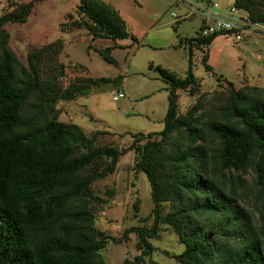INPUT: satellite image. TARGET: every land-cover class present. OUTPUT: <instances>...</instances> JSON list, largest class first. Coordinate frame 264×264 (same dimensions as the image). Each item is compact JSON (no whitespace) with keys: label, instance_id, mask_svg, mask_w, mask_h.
I'll return each instance as SVG.
<instances>
[{"label":"trees","instance_id":"obj_1","mask_svg":"<svg viewBox=\"0 0 264 264\" xmlns=\"http://www.w3.org/2000/svg\"><path fill=\"white\" fill-rule=\"evenodd\" d=\"M38 1H10L11 9L0 15V264H108L101 250L132 232L139 254L123 264H147L156 248L150 239L166 225L184 248L162 252L180 264H264V87L236 89L227 80L229 87L213 91L205 104L203 93L179 111V91L192 97L200 87L193 47L230 33L202 36V23L194 37L184 38L189 51L183 77L150 65L167 84L163 127L131 133L121 147L100 143L106 130L86 133L60 120L56 107L104 84L117 86L120 76H79L63 87V65L56 60L61 39L29 51L26 65L10 48L4 25L24 23ZM232 3L264 26V0ZM77 8L80 17L72 25L92 39L112 40L99 52L116 63L111 50L130 35L119 12L104 0H79ZM202 61L219 81L222 75L212 72L206 54ZM128 151L135 154V175L142 172L149 182L153 206L140 224L115 236L96 225V210L106 199L94 193L93 183L113 174ZM139 203L133 202L136 213Z\"/></svg>","mask_w":264,"mask_h":264},{"label":"rangeland","instance_id":"obj_2","mask_svg":"<svg viewBox=\"0 0 264 264\" xmlns=\"http://www.w3.org/2000/svg\"><path fill=\"white\" fill-rule=\"evenodd\" d=\"M10 1L29 0H0V15L11 9ZM104 1L119 12L130 35L135 38L129 35L116 40L123 45L111 50L116 63L104 60L99 52L111 45L112 40L92 39L86 29L72 25V21L80 17L79 0L38 1L24 23L8 22L4 29L10 48L25 65L29 51L61 39L62 48L56 60L63 65L64 71L59 78L63 87L79 76H120L121 82L117 86L104 84L86 96L59 100L56 107L60 120L76 123L86 133L106 130L108 132L100 143L123 147L131 142V133L162 129L167 109V84L150 65L159 64L180 77L185 76L189 46L184 38L196 35L202 16L190 11L186 5L188 0ZM228 1L232 3V0ZM256 26L255 32L242 41L236 42L232 36L219 34L209 45L193 47L192 71L200 87L192 97L179 91L180 112L203 93L205 104L213 91L229 87L227 80L232 81L236 89L245 85L264 87V26ZM205 54L212 72L222 75L218 76L219 81L205 69L202 61ZM118 91L124 96L115 101L113 94ZM134 157V152L128 151L120 157L113 174L93 183L94 193L106 199L96 210V225L115 236H121L125 229L137 225L139 218L148 216L153 206L145 174L133 172ZM136 199L140 201L138 213L133 208ZM167 210L168 204H165L163 212ZM151 222L152 218L148 220L149 224ZM136 240V235L129 233V239L122 243L109 242L101 255L108 264H123L125 258L132 260L139 254ZM150 241L156 248L151 253V260H146L147 264H180L162 252L177 254L184 248L170 226H161L158 236Z\"/></svg>","mask_w":264,"mask_h":264},{"label":"built area","instance_id":"obj_3","mask_svg":"<svg viewBox=\"0 0 264 264\" xmlns=\"http://www.w3.org/2000/svg\"><path fill=\"white\" fill-rule=\"evenodd\" d=\"M227 0H188L187 6L191 12L199 13L203 18V25L199 32L202 36L213 33H230L236 42L242 41L249 33L258 28L251 23L245 13ZM123 92L113 94V100L123 97Z\"/></svg>","mask_w":264,"mask_h":264},{"label":"crops","instance_id":"obj_4","mask_svg":"<svg viewBox=\"0 0 264 264\" xmlns=\"http://www.w3.org/2000/svg\"><path fill=\"white\" fill-rule=\"evenodd\" d=\"M227 2H230V1L227 0ZM202 23H203V18H202ZM202 23H201V24H202ZM201 24H200V26H201ZM200 26H199V27H200Z\"/></svg>","mask_w":264,"mask_h":264}]
</instances>
